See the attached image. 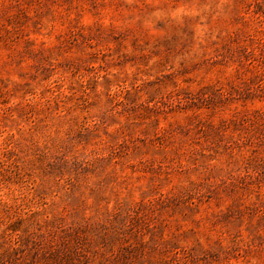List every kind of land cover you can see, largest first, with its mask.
<instances>
[{
  "label": "rangeland",
  "instance_id": "obj_1",
  "mask_svg": "<svg viewBox=\"0 0 264 264\" xmlns=\"http://www.w3.org/2000/svg\"><path fill=\"white\" fill-rule=\"evenodd\" d=\"M0 264H264V0H0Z\"/></svg>",
  "mask_w": 264,
  "mask_h": 264
}]
</instances>
